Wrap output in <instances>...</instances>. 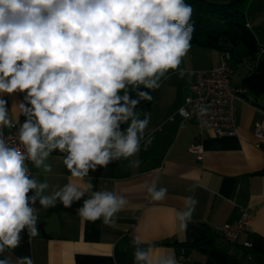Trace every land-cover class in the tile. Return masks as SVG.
<instances>
[{
	"label": "clouds",
	"instance_id": "obj_1",
	"mask_svg": "<svg viewBox=\"0 0 264 264\" xmlns=\"http://www.w3.org/2000/svg\"><path fill=\"white\" fill-rule=\"evenodd\" d=\"M192 14L186 0H0V264H13L5 253L21 245L25 232L38 234L40 208L82 201V220L115 223L128 200L115 190H94L85 178L121 160L140 166L135 157L153 137L150 113L140 118L137 108L153 99L149 90L169 72L188 74L180 66L191 49ZM5 128L16 129L15 143ZM54 152L70 173L62 187L29 168L50 173ZM142 188L153 202L168 192L157 179ZM197 203L184 199L176 212L181 228ZM131 244L133 264H178L173 253L142 246L139 236ZM14 264L34 261L23 256Z\"/></svg>",
	"mask_w": 264,
	"mask_h": 264
},
{
	"label": "crops",
	"instance_id": "obj_2",
	"mask_svg": "<svg viewBox=\"0 0 264 264\" xmlns=\"http://www.w3.org/2000/svg\"><path fill=\"white\" fill-rule=\"evenodd\" d=\"M208 1L226 3L229 0ZM248 6L246 20L253 31L264 21V14L257 12L251 17L247 14ZM220 59L221 51L191 43L180 66L188 74L180 78L177 73L169 72L161 80V86L151 91L153 99L148 111L151 122L147 134L153 140L147 150L142 145L135 157L141 161L140 166L131 168L128 161L121 160L90 172L85 178L94 185V190H115L128 200L113 225H103L100 220L84 221L77 212H50L40 208L38 234L22 239L21 245L5 256L10 255L13 264L17 257L23 256H30L34 264H133L131 241L139 236L144 242L142 246L153 247L157 254L173 253L178 264H217L206 251L184 244L203 239L213 231L216 245L243 264L249 261L264 264V140L254 133L255 122L264 120V97L256 103L251 102L250 95L248 99L241 95L235 100L239 132L234 135L219 136L209 129L200 132L192 121L179 114L197 72L209 70ZM238 64L245 66L237 80L232 78L236 87L250 71L247 59ZM12 104L9 98L10 115L15 121L17 110ZM137 112L140 118L144 117L142 109ZM20 120L22 123L24 117ZM195 143L202 145L201 156L189 149ZM59 155L54 152L47 161L52 167L50 173L29 164L32 175L62 187L70 173L56 158ZM153 179H157L159 187L168 189L163 201H151L142 188ZM188 196H193L198 203L191 221L186 228H181L176 212L183 208ZM240 208H246L250 223L235 243H228L218 229L236 225ZM50 215L57 217L43 223ZM248 255L252 257L249 259ZM188 256L189 262L181 260Z\"/></svg>",
	"mask_w": 264,
	"mask_h": 264
},
{
	"label": "trees",
	"instance_id": "obj_3",
	"mask_svg": "<svg viewBox=\"0 0 264 264\" xmlns=\"http://www.w3.org/2000/svg\"><path fill=\"white\" fill-rule=\"evenodd\" d=\"M186 3H189L193 8L190 22L194 25L195 31L191 43L208 49L228 51L234 70L238 63L247 59L250 63V71L242 78L239 85L243 89L241 95L246 99L250 95L253 103L264 97V58H262L264 54H259L264 45H259L254 32L247 25L246 10L249 0H229L226 3L186 0ZM149 91L151 94V90ZM133 95H135L134 92ZM151 102L152 100L142 101L137 109H142L144 114L148 113ZM122 127H127V125ZM80 206H82V201L74 203L71 208H65L58 204L47 210L50 212H77ZM215 235L216 233L212 231L203 239L184 244L206 251L217 264H243L224 248L216 245ZM27 237L25 232L22 239Z\"/></svg>",
	"mask_w": 264,
	"mask_h": 264
},
{
	"label": "built area",
	"instance_id": "obj_4",
	"mask_svg": "<svg viewBox=\"0 0 264 264\" xmlns=\"http://www.w3.org/2000/svg\"><path fill=\"white\" fill-rule=\"evenodd\" d=\"M259 54H264L262 46ZM234 68L230 63L228 51H221V59L209 70L198 71L195 80L189 85V95L185 98L184 105L179 109V114L186 120L192 121L200 132L212 130L216 135H234L239 132L236 123L235 100L240 98L243 89L232 84ZM18 127V125H17ZM16 129H4L6 137L15 143ZM255 135L264 140V120L255 122ZM198 156L202 155L203 149L200 143H195L189 148ZM250 223V216L246 208H240V217L236 225L219 227L218 231L228 243H235L239 234ZM248 246L249 244L246 243ZM250 259L251 256L248 255ZM183 261L191 258L181 257Z\"/></svg>",
	"mask_w": 264,
	"mask_h": 264
},
{
	"label": "rangeland",
	"instance_id": "obj_5",
	"mask_svg": "<svg viewBox=\"0 0 264 264\" xmlns=\"http://www.w3.org/2000/svg\"><path fill=\"white\" fill-rule=\"evenodd\" d=\"M257 12L264 14V0H250L247 14L253 17ZM253 32L258 40L259 45H264V21H261L259 27L254 28ZM262 58H264V56H262ZM244 66L239 64L236 65L234 70V80H237L238 77L241 76ZM240 259L241 261H244L242 258ZM246 264H259V262L257 263L256 261H249Z\"/></svg>",
	"mask_w": 264,
	"mask_h": 264
},
{
	"label": "water",
	"instance_id": "obj_6",
	"mask_svg": "<svg viewBox=\"0 0 264 264\" xmlns=\"http://www.w3.org/2000/svg\"><path fill=\"white\" fill-rule=\"evenodd\" d=\"M56 215H50L49 217H47L46 219H44L43 223L46 222V220H53V219H56Z\"/></svg>",
	"mask_w": 264,
	"mask_h": 264
}]
</instances>
